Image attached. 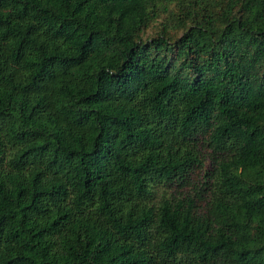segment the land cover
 Here are the masks:
<instances>
[{
	"label": "trees",
	"instance_id": "1",
	"mask_svg": "<svg viewBox=\"0 0 264 264\" xmlns=\"http://www.w3.org/2000/svg\"><path fill=\"white\" fill-rule=\"evenodd\" d=\"M0 264H264V0H0Z\"/></svg>",
	"mask_w": 264,
	"mask_h": 264
},
{
	"label": "rangeland",
	"instance_id": "2",
	"mask_svg": "<svg viewBox=\"0 0 264 264\" xmlns=\"http://www.w3.org/2000/svg\"><path fill=\"white\" fill-rule=\"evenodd\" d=\"M157 27V26H156ZM155 26H151V27H148L147 28V30H146V36L147 35H152V34H154V32H155V28H156Z\"/></svg>",
	"mask_w": 264,
	"mask_h": 264
}]
</instances>
